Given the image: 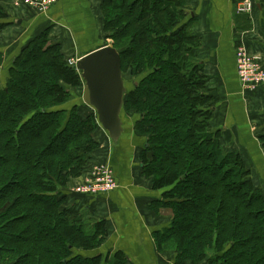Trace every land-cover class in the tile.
<instances>
[{
  "label": "trees",
  "instance_id": "16d2710c",
  "mask_svg": "<svg viewBox=\"0 0 264 264\" xmlns=\"http://www.w3.org/2000/svg\"><path fill=\"white\" fill-rule=\"evenodd\" d=\"M186 1L100 4L122 76L140 75L127 83L123 109L139 116L141 174L162 192L151 208L171 214L153 233L155 247L173 251L174 264H264V197L241 155L210 128L212 98ZM5 16L0 0V29ZM46 36L21 49L0 89V263L130 264L122 250L97 252L107 221L83 219L81 195L89 194L71 191L91 164L106 161L95 139L103 129L82 96L72 104L65 86L80 85V72Z\"/></svg>",
  "mask_w": 264,
  "mask_h": 264
},
{
  "label": "crops",
  "instance_id": "0c3cea01",
  "mask_svg": "<svg viewBox=\"0 0 264 264\" xmlns=\"http://www.w3.org/2000/svg\"><path fill=\"white\" fill-rule=\"evenodd\" d=\"M242 1L187 0L186 10L195 16L190 32L200 39L196 58L207 76L205 93L212 98L210 128L219 131L226 149L238 152L246 166L250 164L252 181H264V147L259 140L264 135V86L254 93L243 92L235 65V51L243 45L251 55L261 56L264 65V0H250L249 13L237 10ZM99 4L100 0H58L40 14L16 7L14 0H1L6 15L1 20L7 24L0 29V52H9L6 56L12 59L45 31L52 42L60 44L65 56L79 58L103 44ZM3 78L0 85L5 83L6 76ZM122 119L126 132L117 145L111 146L105 132L99 130L100 148H105L97 154L98 160L107 154L117 187L104 194L81 195L83 219L107 221L109 233L99 253L122 250L130 264H174V252L157 251L153 238L155 231L169 226L171 214L151 208L162 192L151 188L135 161L144 140L134 130L136 117L128 118L123 112Z\"/></svg>",
  "mask_w": 264,
  "mask_h": 264
},
{
  "label": "water",
  "instance_id": "95a60500",
  "mask_svg": "<svg viewBox=\"0 0 264 264\" xmlns=\"http://www.w3.org/2000/svg\"><path fill=\"white\" fill-rule=\"evenodd\" d=\"M83 81L80 103L90 106L111 146L117 145L124 133L123 99L129 85L123 79L119 52L111 45L96 48L75 63Z\"/></svg>",
  "mask_w": 264,
  "mask_h": 264
},
{
  "label": "built area",
  "instance_id": "2783aa9c",
  "mask_svg": "<svg viewBox=\"0 0 264 264\" xmlns=\"http://www.w3.org/2000/svg\"><path fill=\"white\" fill-rule=\"evenodd\" d=\"M58 0H14L16 7H27L37 12H47ZM253 3L250 0L242 1L238 11L250 12ZM78 58L69 57L67 63L74 65ZM261 56L251 55L246 47L240 46L235 51V65L238 79L241 87H249L250 90L260 84H264V70H261L258 61ZM117 187V181L114 171L108 162H95L91 164L88 171L80 178L76 179L71 185V191L79 194L97 195L104 194L114 190Z\"/></svg>",
  "mask_w": 264,
  "mask_h": 264
},
{
  "label": "rangeland",
  "instance_id": "374dc122",
  "mask_svg": "<svg viewBox=\"0 0 264 264\" xmlns=\"http://www.w3.org/2000/svg\"><path fill=\"white\" fill-rule=\"evenodd\" d=\"M101 2H102V0H100V4H101ZM100 4H99V10H100ZM41 13H43V12H40V14ZM100 14H101V11H100ZM101 25H102V27H101V32L103 33V36H104V38H103V41H102V46H106V45H111L112 46V39H110V38H107V34H106V31L104 30V26H103V23H102V15H101ZM42 33V32H41ZM41 33H39V34H41ZM47 33V32H46ZM39 34H37L36 36H38ZM47 39L49 40L48 42L49 43H54V42H52L51 40H50V38L48 37V34H47ZM54 44H58L59 46H60V44L58 43V42H56V43H54ZM9 52H5L4 51V53H3V51H1L0 52V57H1V64H0V79L2 80V81H4V76H6V80H5V83H4V85H0V89L2 88V87H5V85H6V81H7V79H8V77H9V74H10V71H9V69L11 68V66L13 65V62H14V60H15V57L14 58H12V59H8V56H6L7 54H8ZM20 53V52H19ZM18 53V54H19ZM86 54V53H85ZM5 57V58H4ZM6 57H7V59H6ZM81 57V56H80ZM8 62L10 63V65H9V67H7V64H8ZM258 65H259V67H260V69L261 70H264V65H263V62H262V59L260 60V61H258ZM237 73V72H236ZM144 74V73H143ZM140 78V75L139 76H137V75H133V74H131V72L130 71H126V72H124V74H123V79L124 80H126V82L127 83H129L130 85H134L137 81H138V79ZM240 81V80H239ZM261 86H264V84H260V85H258L256 88H254V89H252V90H250L249 89V87H245V90L243 89V87H241V89H242V91L243 92H245L246 94L247 93H254L255 91H257L258 90V88L259 87H261ZM66 88H68L70 91H73L72 92V97H71V101H72V104L73 103H75V100L73 99L74 97L73 96H75V97H80V96H82V94H83V81L81 82V84L80 85H78V86H76V87H70V86H65ZM77 99V98H76ZM132 115H134L135 117H136V120H135V122L138 120V118H139V116L136 114V113H134V112H126L125 111V116L126 117H128V118H130ZM135 126V125H134ZM134 130H135V128H134ZM137 136H140V137H142L141 135H139V134H137ZM106 138L108 139V137H107V135H106ZM95 139H97L98 141H99V146L101 147V144H102V140H101V138H95ZM109 140V139H108ZM144 141L145 140H143V144H144ZM143 144H141L140 145V147L136 150V154H135V161H136V163L138 164V167H139V170L141 171V168H140V166H139V164H140V162H139V160L137 159V157H136V155H137V152L138 151H140L141 150V148H142V146H143ZM99 147V150H102V149H104L105 148V146L104 147H102V148H100ZM229 150V149H228ZM106 152V151H105ZM105 152H104V154H105ZM108 153V152H107ZM106 156H107V154H106ZM105 155H104V157H106ZM103 162H105V161H103ZM137 167V168H138ZM247 168L250 170L251 169V166H250V164L249 163H247ZM252 183H253V185H254V187L256 188V189H258L259 190V192L261 193V195L264 197V181L263 180H261L260 178H254V180L252 181ZM259 188H258V187ZM0 264H8V263H0ZM200 264H206L205 262H201Z\"/></svg>",
  "mask_w": 264,
  "mask_h": 264
}]
</instances>
